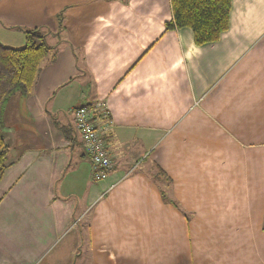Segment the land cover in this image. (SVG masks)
Segmentation results:
<instances>
[{"label":"crops","instance_id":"0c3cea01","mask_svg":"<svg viewBox=\"0 0 264 264\" xmlns=\"http://www.w3.org/2000/svg\"><path fill=\"white\" fill-rule=\"evenodd\" d=\"M172 20L170 0H0V41L41 29L55 55L5 110L0 264H69L84 236L91 264H264V0H232L203 46ZM98 103L96 182L74 111Z\"/></svg>","mask_w":264,"mask_h":264},{"label":"trees","instance_id":"16d2710c","mask_svg":"<svg viewBox=\"0 0 264 264\" xmlns=\"http://www.w3.org/2000/svg\"><path fill=\"white\" fill-rule=\"evenodd\" d=\"M170 3L173 20L166 24V31L188 28L193 32L197 46L218 42L222 34L229 30L232 0H170ZM46 37L47 34L41 29H33L25 31V43L20 48L7 46L0 41V183L16 162L10 158V146L4 131L5 110L15 95L29 96L42 64L55 60L54 49L48 45ZM60 129L65 139H70L69 131L63 127ZM159 178L166 181L167 187H172V180L161 170L154 175L155 181ZM162 196L165 202L179 208L166 192L163 191Z\"/></svg>","mask_w":264,"mask_h":264},{"label":"built area","instance_id":"2783aa9c","mask_svg":"<svg viewBox=\"0 0 264 264\" xmlns=\"http://www.w3.org/2000/svg\"><path fill=\"white\" fill-rule=\"evenodd\" d=\"M74 117L80 139L91 159L92 178L96 182L103 181L113 169L106 136L114 123L110 120L107 106L105 103L94 107L81 106L75 109ZM100 117L107 119L103 126L98 124Z\"/></svg>","mask_w":264,"mask_h":264},{"label":"rangeland","instance_id":"374dc122","mask_svg":"<svg viewBox=\"0 0 264 264\" xmlns=\"http://www.w3.org/2000/svg\"><path fill=\"white\" fill-rule=\"evenodd\" d=\"M54 39H56V38H54ZM21 46V45H20ZM15 48H20V47H15ZM163 190H165L164 189V186H163ZM80 229H82L80 226H79V228L78 229H76L74 232H71L70 233V236H69V238H61L60 239V242L61 243H64L65 241H68V240H73V239H76V238H79L78 237V235H79V232H80ZM68 239V240H67ZM82 239H83V241H82ZM80 241H79V239H78V243H79V245H81V247H79V251H77L76 253H75V251H74V255H73V257H72V259H75V260H73V261H71L69 264H72V262L74 263V264H91V259H90V255H88V246H89V243H88V240H87V238H86V236H84L83 238H82ZM81 243H84L83 245L81 244ZM59 247V246H58ZM57 247V248H58ZM62 247V246H61ZM61 247L58 249V250H60L61 249ZM83 247V248H82ZM57 250V251H58ZM54 252V249L50 252V253H53ZM43 264H54V262H55V260L53 259V257L52 256H47L46 258H45V260H42L41 261Z\"/></svg>","mask_w":264,"mask_h":264}]
</instances>
